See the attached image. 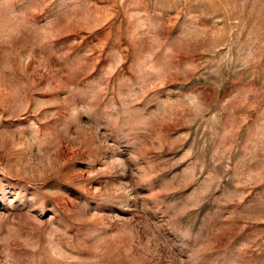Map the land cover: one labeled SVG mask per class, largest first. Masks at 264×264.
<instances>
[{
    "label": "rangeland",
    "instance_id": "obj_1",
    "mask_svg": "<svg viewBox=\"0 0 264 264\" xmlns=\"http://www.w3.org/2000/svg\"><path fill=\"white\" fill-rule=\"evenodd\" d=\"M0 264H264V0H0Z\"/></svg>",
    "mask_w": 264,
    "mask_h": 264
}]
</instances>
